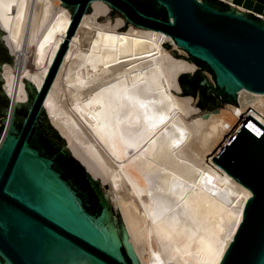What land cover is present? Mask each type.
I'll list each match as a JSON object with an SVG mask.
<instances>
[{"label": "bare ground", "instance_id": "1", "mask_svg": "<svg viewBox=\"0 0 264 264\" xmlns=\"http://www.w3.org/2000/svg\"><path fill=\"white\" fill-rule=\"evenodd\" d=\"M61 1L0 0V37L16 64L1 63L9 103L27 99L23 76L41 87L66 43L42 106L70 154L109 186L139 264H219L243 218L233 197L252 191L212 158L241 112L242 124L250 114L264 126V92L239 87L238 106H194L193 95L174 92L197 65L161 44H175L169 33L117 30L123 17L97 20L109 6L91 0L69 34ZM223 1L264 20V0Z\"/></svg>", "mask_w": 264, "mask_h": 264}, {"label": "water", "instance_id": "2", "mask_svg": "<svg viewBox=\"0 0 264 264\" xmlns=\"http://www.w3.org/2000/svg\"><path fill=\"white\" fill-rule=\"evenodd\" d=\"M90 1H61L72 16L69 34L91 11ZM103 1L109 11L97 20L119 15L124 25L117 30L127 24L160 29L181 46L168 51L197 68L177 76L181 92L170 90L193 95L190 104L238 106L239 87L264 92V20L257 15L220 0ZM65 47L59 46L40 88L23 76L27 99L16 101L12 123L2 131L9 97L0 74V264H139L114 196L115 212L100 193L109 192L106 183L70 154L44 112ZM2 62L16 65L0 37V71ZM212 159L252 191L246 199L244 193L233 197L243 204V218L219 264H264V126L248 114ZM198 174L195 169L191 178Z\"/></svg>", "mask_w": 264, "mask_h": 264}, {"label": "rangeland", "instance_id": "3", "mask_svg": "<svg viewBox=\"0 0 264 264\" xmlns=\"http://www.w3.org/2000/svg\"><path fill=\"white\" fill-rule=\"evenodd\" d=\"M220 1H222V2H224V3H226V4H228V5H230L229 3H227L226 1H223V0H220ZM230 6H232V5H230ZM233 7V6H232ZM250 13H252V12H250ZM254 14V13H253ZM2 37V36H1ZM168 42H171L170 40L168 41ZM4 43V42H3ZM172 43V42H171ZM5 45V44H4ZM170 49H172L173 48V46H171V47H169ZM190 74H192V72L190 73ZM1 75H2V73H1ZM2 88H3V83H2ZM5 92V91H4ZM236 98V97H235ZM250 100V97H247L246 98V102H248ZM236 101H237V99H236ZM9 99H8V104H7V110H6V115H5V118H4V122H3V125H2V128H1V131L7 126H9L11 123H12V120H13V116H14V111H15V105H12L11 103H10V107H9V109H8V106H9ZM238 102V101H237ZM226 103H230L229 101H224V100H219V102H218V104H221V105H224V104H226ZM218 104H216L214 107L215 108H219L220 106L218 105ZM204 109H209L208 107H207V104H205V105H203L202 106ZM214 108V109H215ZM236 127H237V125H236ZM226 137H228V135H226ZM108 188H109V186H108ZM100 193H101V195H102V197L105 199V201L110 205V209L113 211V212H115V208H114V202L112 201V199H111V197H110V195H109V193H107L106 191H104V190H102V189H100Z\"/></svg>", "mask_w": 264, "mask_h": 264}, {"label": "built area", "instance_id": "4", "mask_svg": "<svg viewBox=\"0 0 264 264\" xmlns=\"http://www.w3.org/2000/svg\"><path fill=\"white\" fill-rule=\"evenodd\" d=\"M250 110V108L248 109V111ZM245 115H246V112L245 111H243V112H241L239 115H238V123H236L237 124V127L234 129V125L232 126V128H231V130L232 131H236V129L240 126V124H241V120H243V118L245 117Z\"/></svg>", "mask_w": 264, "mask_h": 264}]
</instances>
